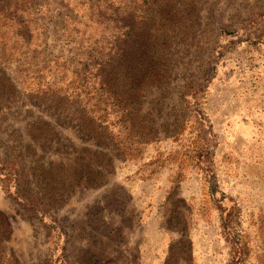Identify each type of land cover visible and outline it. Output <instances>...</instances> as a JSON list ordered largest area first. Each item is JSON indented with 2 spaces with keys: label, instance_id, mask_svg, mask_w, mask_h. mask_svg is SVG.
<instances>
[{
  "label": "rangeland",
  "instance_id": "rangeland-1",
  "mask_svg": "<svg viewBox=\"0 0 264 264\" xmlns=\"http://www.w3.org/2000/svg\"><path fill=\"white\" fill-rule=\"evenodd\" d=\"M174 55L169 82L146 92L154 141L135 160L97 145L72 111L24 91L5 103L0 158L28 167L92 162L96 151L112 158L97 185L82 183L54 210L66 233L23 212L0 184V244L10 259L50 264L55 249L66 264H234L237 235L242 264H264V0H203L196 37L177 41ZM4 69L11 82L15 65ZM206 73L200 105L214 134L212 175L192 161L198 117L181 98ZM34 124L53 129L54 140L33 138ZM157 158L165 164L144 165ZM230 210L240 232L223 227Z\"/></svg>",
  "mask_w": 264,
  "mask_h": 264
},
{
  "label": "trees",
  "instance_id": "trees-1",
  "mask_svg": "<svg viewBox=\"0 0 264 264\" xmlns=\"http://www.w3.org/2000/svg\"><path fill=\"white\" fill-rule=\"evenodd\" d=\"M202 8L203 0H0V89L5 85L0 123L5 103L16 102L24 91L33 101L75 113L80 130L97 145L112 144L126 160L144 157V148L154 141L142 113L146 92L169 82L174 46L196 37ZM10 61L15 69L8 82L4 66ZM204 77L187 81L181 98L198 117L192 161L212 175L214 134L200 105L209 81L207 73ZM33 126V138L54 140L46 124ZM100 152L93 153L92 162L81 156L82 161L69 165L36 162L28 167L19 159L0 158V184L23 212L66 233L53 212L77 186L101 181L112 158ZM164 164L158 158L144 163ZM232 218L227 211L223 227L240 232L231 226ZM235 236L234 264H242L243 244ZM52 258L50 264H66L58 250ZM0 264H19L1 244Z\"/></svg>",
  "mask_w": 264,
  "mask_h": 264
}]
</instances>
